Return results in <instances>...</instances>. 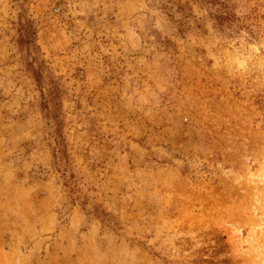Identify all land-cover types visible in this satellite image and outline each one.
<instances>
[{"label":"rangeland","instance_id":"obj_1","mask_svg":"<svg viewBox=\"0 0 264 264\" xmlns=\"http://www.w3.org/2000/svg\"><path fill=\"white\" fill-rule=\"evenodd\" d=\"M0 264H264V0H0Z\"/></svg>","mask_w":264,"mask_h":264}]
</instances>
